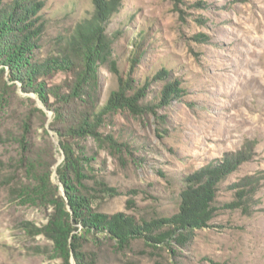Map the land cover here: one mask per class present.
Returning <instances> with one entry per match:
<instances>
[{
    "label": "rangeland",
    "instance_id": "obj_1",
    "mask_svg": "<svg viewBox=\"0 0 264 264\" xmlns=\"http://www.w3.org/2000/svg\"><path fill=\"white\" fill-rule=\"evenodd\" d=\"M14 1L4 0L9 7ZM41 1L45 6L33 17L41 30L33 62L59 56L77 25L95 11L93 0ZM121 3L106 26L113 39V59L123 78L146 89L143 105L151 110L104 117L99 131L104 139L111 136L118 141L122 145L118 150L92 137L70 140L77 155L88 159L83 191L93 197V209L102 214L123 212L139 223L173 217L180 210L189 175L227 156L244 159L219 184L214 219L195 230L184 246L145 238L121 245L106 235L86 236L81 225L73 235L84 238L83 250L95 264H264V0ZM2 69L0 264H64L52 240L24 227L31 222L43 229L53 206L47 199L33 203L21 198L18 191L31 183L26 163L39 162L41 176L55 160L51 182L66 195L58 174L65 160L58 129L71 122L58 121L55 111L64 107L70 118L86 110V104L76 101L65 106L48 92L54 86L69 92L75 80L72 72L39 80L47 87L43 90L45 96L48 93L47 105L39 93L12 80L8 66L0 64V75ZM97 69L98 110H102L118 89L119 78L108 65ZM163 71L166 79H157ZM174 81L184 92L161 106L162 91ZM88 88H94L92 81ZM24 134L27 140L22 145ZM100 183L116 188L119 195H106ZM237 203L241 206L234 207ZM70 264H78L74 254Z\"/></svg>",
    "mask_w": 264,
    "mask_h": 264
},
{
    "label": "trees",
    "instance_id": "obj_2",
    "mask_svg": "<svg viewBox=\"0 0 264 264\" xmlns=\"http://www.w3.org/2000/svg\"><path fill=\"white\" fill-rule=\"evenodd\" d=\"M93 3V16L77 25L68 45L59 52V56L33 62L31 54L37 42L36 36L41 32L40 27L35 25L38 19L33 17L44 8L45 3L41 0H15L9 7L4 0H0V64L12 70V80H18L24 84L25 89L30 88L39 93L48 105V93L47 96L43 93L47 87L39 80L57 72L69 71L75 76L70 91L63 92V86H54L48 89L49 94L65 106L76 101L86 104V110L73 114L70 118L62 109L64 107L55 111L58 121L66 122L69 119L71 122L64 129H58L65 156L64 162L58 168V174L66 195L62 196L59 188L51 182L50 168L56 163L55 160L44 168L46 171L41 176L37 175L39 162L26 163V174L31 178V183L22 184L18 191L21 198L29 199L33 203L47 199V203L53 206L54 212L50 216L49 224L43 229L31 222H25L24 227L33 235L43 234L52 240L56 245L57 255L63 259L64 264H70L72 254L78 264H95L93 257L90 259L92 255L83 250L84 238L73 235L78 230V225L83 227L86 236L106 235L121 245H129L134 239L145 238L156 244L174 242L184 246L195 230L208 227L214 219L218 210V186L238 169L244 159L241 155L227 156L222 162L210 164L189 175L186 179L187 186L181 194L180 210L173 217L139 223L134 216L123 212L102 214L93 209V197L83 191L87 187L84 180L88 178L84 172V162L88 159L77 155L70 140L92 137L98 142L108 144L111 150H118L122 145L111 136L104 139L99 131L104 117L125 110L136 115L151 110L143 105L146 89L137 88L132 78H123L117 61L113 59V39L107 34L106 26L120 11L121 0H93ZM99 65H108L119 78L118 89L112 92L102 110H98L100 97L97 93L96 73ZM4 73L5 69H2L0 80ZM167 75L163 71L157 75V79L165 80ZM91 81L94 88L90 90L88 87ZM183 92L178 81L168 83L161 94V106L168 104L173 96L180 97ZM26 140L24 134L20 143L23 145ZM100 190L110 197L119 195L116 188L104 183H100ZM233 206L241 205L237 203Z\"/></svg>",
    "mask_w": 264,
    "mask_h": 264
}]
</instances>
